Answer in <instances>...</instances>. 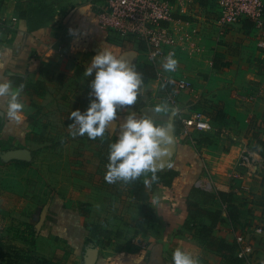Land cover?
<instances>
[{
	"label": "crops",
	"instance_id": "0c3cea01",
	"mask_svg": "<svg viewBox=\"0 0 264 264\" xmlns=\"http://www.w3.org/2000/svg\"><path fill=\"white\" fill-rule=\"evenodd\" d=\"M102 2L0 0V80L20 88L25 105V120L17 124L8 119L6 98L0 97L1 158L32 165L31 147L63 146L56 172H47L58 194L49 202L50 218L42 226L30 224L34 244H28L33 253L27 255L60 264H173L180 248L198 264H264V174L238 166L247 149L264 156V97L243 100L264 95L260 32L242 22L221 33L214 23L216 1L196 0L197 13L184 19L202 37L199 50L177 47L175 71L163 67L166 57L158 59L155 78L140 74L136 102L118 107L104 135L89 140L72 136L79 126L69 113L88 107L94 74L84 73L91 57L106 47L136 71L149 65L142 44L98 25ZM215 58L220 69L213 68ZM180 78L191 87L178 90L174 81ZM157 105L169 111L156 113ZM194 112H203L209 130L185 129L183 120ZM131 114L172 123L173 149L166 158L170 143L162 144L154 168L157 177L168 170L177 176L166 187L152 180V171L144 172V202L133 198L129 181L105 179L109 147L103 142L116 140ZM199 178H209L214 191L196 188ZM90 225L106 234L93 237ZM238 236L252 247L247 258L238 257Z\"/></svg>",
	"mask_w": 264,
	"mask_h": 264
},
{
	"label": "clouds",
	"instance_id": "9594fccd",
	"mask_svg": "<svg viewBox=\"0 0 264 264\" xmlns=\"http://www.w3.org/2000/svg\"><path fill=\"white\" fill-rule=\"evenodd\" d=\"M177 60L169 53L163 67L174 71ZM85 76L94 78L90 81L91 97L88 107L71 110L69 119L78 125L79 135L85 133L90 139L103 136L111 121L117 118L120 106L133 105L142 84L140 73L134 66L115 55L110 48L101 47L91 57L90 66L85 69ZM0 97L6 98L5 112L10 121L17 124L25 120L24 103L20 100V88L13 86L9 80H0ZM156 113L168 112L167 105H157ZM171 122L159 124L151 117L135 114L128 115L122 125L118 138L109 145V155L105 179L130 181L140 177L146 171L155 175L154 161L161 155V145L172 140L169 129ZM173 264H198L193 256L180 248L174 250Z\"/></svg>",
	"mask_w": 264,
	"mask_h": 264
},
{
	"label": "built area",
	"instance_id": "2783aa9c",
	"mask_svg": "<svg viewBox=\"0 0 264 264\" xmlns=\"http://www.w3.org/2000/svg\"><path fill=\"white\" fill-rule=\"evenodd\" d=\"M196 0H103L95 14L98 25L114 33L120 39H132L144 48L145 61L156 68L157 60L169 53L175 55L177 47L198 51L202 40L198 32L190 31V22L184 17H194L198 7ZM219 9L215 25L222 33L228 28L247 21L260 32L257 46L264 50V0H215ZM175 71V70H174ZM160 78V73H157ZM178 90L191 87V82L180 78L174 81ZM262 92L247 96L244 102L264 97ZM185 129L209 130L210 123L203 112H194L183 120ZM238 166L250 174H264V157L252 150L241 153ZM193 185L208 193L214 190L209 178H199ZM261 232V229H256ZM238 257L247 258L252 253L250 244L238 236Z\"/></svg>",
	"mask_w": 264,
	"mask_h": 264
},
{
	"label": "rangeland",
	"instance_id": "374dc122",
	"mask_svg": "<svg viewBox=\"0 0 264 264\" xmlns=\"http://www.w3.org/2000/svg\"><path fill=\"white\" fill-rule=\"evenodd\" d=\"M56 130L58 131L57 128ZM74 133H78V127L73 129L72 136L78 135ZM57 144L46 142L31 147L36 156L29 168L4 162L0 150V255L3 254L0 264H5L3 260L10 259L15 253H33L29 252L32 246L25 242V224L42 226L46 219L50 218L48 205L58 192L48 180L47 172H56L54 165L61 162L58 156L63 146ZM72 145L76 150L79 149V145ZM75 161L79 162L73 160Z\"/></svg>",
	"mask_w": 264,
	"mask_h": 264
},
{
	"label": "trees",
	"instance_id": "16d2710c",
	"mask_svg": "<svg viewBox=\"0 0 264 264\" xmlns=\"http://www.w3.org/2000/svg\"><path fill=\"white\" fill-rule=\"evenodd\" d=\"M247 21H244L243 23H245ZM219 59L215 58L213 60V68L215 69H220L219 68ZM223 67V66H221ZM138 73H140L144 78H155V71L154 68L150 65H144L139 71H137ZM115 140H112L111 142H107L104 141L103 145L104 146H108L113 143ZM109 151V149H108ZM9 163L13 164L16 167H29L30 166V162H24V161H19V160H10ZM177 176V173L173 170H168L167 172H165L164 174H162L161 178L158 177L157 180H155V183H161L163 185H165L166 187H170L172 184L173 179ZM142 175L138 178H136L135 180H130L129 183L131 184V191H132V195L133 198L137 201H141L144 202L147 199V193L145 191V186L144 183L142 181ZM26 229H29V233H28V237L25 238V242L27 244L33 245L34 244V235L33 232L31 230L32 226L30 224H25ZM91 229V235H93V237L98 236V235H103L106 234L105 232H101L99 230V228L97 226H89ZM0 257H3V254L0 255ZM5 264H60L58 262H55L51 259H47V258H31L29 255L27 254H19V253H15L14 256H11L10 259H6L3 260Z\"/></svg>",
	"mask_w": 264,
	"mask_h": 264
},
{
	"label": "water",
	"instance_id": "95a60500",
	"mask_svg": "<svg viewBox=\"0 0 264 264\" xmlns=\"http://www.w3.org/2000/svg\"><path fill=\"white\" fill-rule=\"evenodd\" d=\"M173 149V142L171 141L170 144H169V151L165 153V157H169L170 156V153ZM166 161L165 160H162L160 163H159V167H163L165 165ZM93 255H94V252H93ZM96 255V254H95ZM94 255V257H95Z\"/></svg>",
	"mask_w": 264,
	"mask_h": 264
}]
</instances>
